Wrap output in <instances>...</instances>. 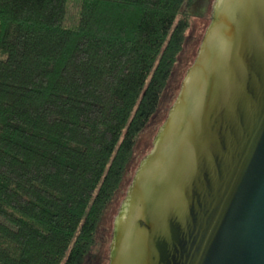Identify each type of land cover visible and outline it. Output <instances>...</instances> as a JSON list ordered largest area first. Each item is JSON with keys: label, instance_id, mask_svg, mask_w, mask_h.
<instances>
[{"label": "trees", "instance_id": "16d2710c", "mask_svg": "<svg viewBox=\"0 0 264 264\" xmlns=\"http://www.w3.org/2000/svg\"><path fill=\"white\" fill-rule=\"evenodd\" d=\"M198 0H0V264H85Z\"/></svg>", "mask_w": 264, "mask_h": 264}, {"label": "water", "instance_id": "95a60500", "mask_svg": "<svg viewBox=\"0 0 264 264\" xmlns=\"http://www.w3.org/2000/svg\"><path fill=\"white\" fill-rule=\"evenodd\" d=\"M113 217L108 264H264V0H215Z\"/></svg>", "mask_w": 264, "mask_h": 264}, {"label": "rangeland", "instance_id": "374dc122", "mask_svg": "<svg viewBox=\"0 0 264 264\" xmlns=\"http://www.w3.org/2000/svg\"><path fill=\"white\" fill-rule=\"evenodd\" d=\"M214 1L215 0H198L192 8L185 9L189 10L190 14L192 15V25L187 33L184 51L180 55L179 60L174 68L157 114L153 117L148 127L139 136L134 157L129 165L123 184L114 200L109 205L106 215L100 225L95 251L91 252L87 256L85 264L109 263L108 250L110 244V234L113 228V217L119 204L126 195L128 185L133 178L135 169L138 167L140 159L150 152L152 148L151 141L156 135L158 127L164 122L165 118L168 117V108L176 100L186 71L196 59L197 49L201 43V39L206 27L211 20L210 16L212 15ZM81 7L82 0H68L67 17L64 22V26L66 28H78L80 24Z\"/></svg>", "mask_w": 264, "mask_h": 264}]
</instances>
